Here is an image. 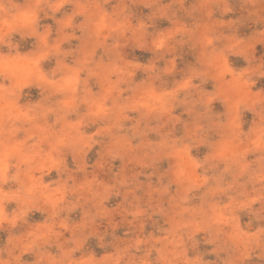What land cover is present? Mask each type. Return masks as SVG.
I'll use <instances>...</instances> for the list:
<instances>
[{
  "label": "rangeland",
  "instance_id": "374dc122",
  "mask_svg": "<svg viewBox=\"0 0 264 264\" xmlns=\"http://www.w3.org/2000/svg\"><path fill=\"white\" fill-rule=\"evenodd\" d=\"M0 264H264V0H0Z\"/></svg>",
  "mask_w": 264,
  "mask_h": 264
}]
</instances>
